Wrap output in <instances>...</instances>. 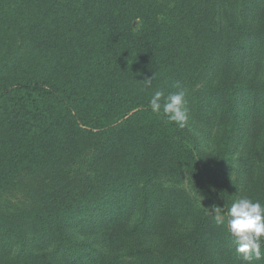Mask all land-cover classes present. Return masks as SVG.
I'll return each mask as SVG.
<instances>
[{"label": "trees", "instance_id": "16d2710c", "mask_svg": "<svg viewBox=\"0 0 264 264\" xmlns=\"http://www.w3.org/2000/svg\"><path fill=\"white\" fill-rule=\"evenodd\" d=\"M168 5L0 0V46L15 35L48 54L36 78L0 79V260L15 248L12 264H247L226 222L159 182L186 175L220 207L264 205V0ZM188 86L216 132L210 156L150 108Z\"/></svg>", "mask_w": 264, "mask_h": 264}, {"label": "rangeland", "instance_id": "374dc122", "mask_svg": "<svg viewBox=\"0 0 264 264\" xmlns=\"http://www.w3.org/2000/svg\"><path fill=\"white\" fill-rule=\"evenodd\" d=\"M154 1H156L158 9H163L166 6H170L168 5V0ZM62 3L63 2H61V4ZM79 23H84L83 17H80ZM13 36L10 37V40H7L6 44H2L0 46V79H6L9 82L14 80L15 77L17 78L16 80L19 81H28L36 78L42 69L47 68L48 54L44 53L39 55V57L28 54L24 48L22 40L15 35ZM195 89H200V86H188L183 89L186 93V99L188 101L189 108L188 128L198 143L201 153L205 156H210L213 154L215 149L216 132H214V128L210 129L209 127H206L203 129V123L199 120L198 115H195L196 110L194 108L196 106L195 103L197 100ZM260 138L261 142L259 143V148L260 151H263L262 153H264L262 147L264 144V131L261 132ZM4 154L5 152H3V155ZM256 159L257 162L259 161L258 164H262L264 161V155ZM159 183L163 186L176 187L184 190V192L190 197L191 200L194 201L198 208L208 211L214 217V219L216 215H219L224 218L226 222L227 209L229 207L225 205L220 207L219 203L215 201V199L199 195L192 187L190 180L186 175H182L177 179L163 178ZM5 195L7 197H14L17 194L9 192ZM141 242L148 246H156L158 244V240L152 236L141 238ZM17 253L18 251L15 248L11 249L6 255H4L5 257L0 260V264L14 263Z\"/></svg>", "mask_w": 264, "mask_h": 264}, {"label": "clouds", "instance_id": "9594fccd", "mask_svg": "<svg viewBox=\"0 0 264 264\" xmlns=\"http://www.w3.org/2000/svg\"><path fill=\"white\" fill-rule=\"evenodd\" d=\"M147 83L150 85L151 79ZM149 104L152 112L166 118V122H174L179 128L188 126L189 108L183 90L166 97L163 92L156 91ZM215 223L218 226L225 225V219L216 215ZM226 228L243 261L252 264L253 260L264 258L261 252L264 241V205L259 201L246 196L234 201L227 209Z\"/></svg>", "mask_w": 264, "mask_h": 264}]
</instances>
